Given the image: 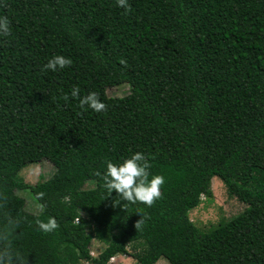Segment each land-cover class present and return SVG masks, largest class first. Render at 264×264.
<instances>
[{
  "label": "trees",
  "instance_id": "1",
  "mask_svg": "<svg viewBox=\"0 0 264 264\" xmlns=\"http://www.w3.org/2000/svg\"><path fill=\"white\" fill-rule=\"evenodd\" d=\"M128 2L125 13L116 0H0V253L13 264H264V0ZM53 55L72 63L42 72ZM117 84L129 94L107 97ZM73 87L106 110L65 101ZM137 151L165 181L150 207L104 188L105 161ZM45 161L48 179H19ZM213 179L244 210L200 230L189 213ZM25 190L40 214L23 209ZM92 240L105 245L97 256Z\"/></svg>",
  "mask_w": 264,
  "mask_h": 264
},
{
  "label": "clouds",
  "instance_id": "2",
  "mask_svg": "<svg viewBox=\"0 0 264 264\" xmlns=\"http://www.w3.org/2000/svg\"><path fill=\"white\" fill-rule=\"evenodd\" d=\"M118 7L124 9L125 13L130 11L128 0H116ZM10 34V20L7 16H0V37ZM72 63L71 58L63 55H53L41 67V71L56 72L62 70ZM69 95L73 99L78 98L81 109H91L93 112L100 113L106 110V104L99 98L95 91L88 92L87 95H80L79 87H73L70 94H65L63 99L67 101ZM105 171L103 173L104 188L111 194L113 191L128 203H142L151 206L155 200L161 196V185L164 184L162 175L150 176V161L142 152H134L128 158L119 163L110 160L105 161ZM40 193L38 196H42ZM38 227L45 231H52L57 227L56 220L49 218L47 222H38ZM92 255V254H91ZM0 264H13V255L9 251L0 253Z\"/></svg>",
  "mask_w": 264,
  "mask_h": 264
},
{
  "label": "rangeland",
  "instance_id": "3",
  "mask_svg": "<svg viewBox=\"0 0 264 264\" xmlns=\"http://www.w3.org/2000/svg\"><path fill=\"white\" fill-rule=\"evenodd\" d=\"M130 87L127 84H117L107 88L105 94L110 98H121L128 95ZM54 169L49 162H41L37 165H29L19 171V179L26 184L35 185L37 182L48 179ZM212 197L205 201L201 199V204L190 211L189 218L192 223L200 230H207L216 226L220 221L230 219L244 210V205L228 196L226 189L218 179L211 181ZM15 196L23 201V209L33 215L41 212V206L35 201L28 190L16 191ZM18 201V200H17ZM21 203V201H19ZM90 231V229H89ZM104 243L92 240L90 251L92 256H97L104 249ZM108 264H137V262L128 256H114ZM155 264H167L164 261H158Z\"/></svg>",
  "mask_w": 264,
  "mask_h": 264
}]
</instances>
